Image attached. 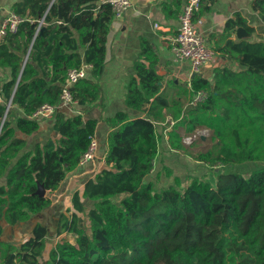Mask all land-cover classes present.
<instances>
[{
  "label": "trees",
  "instance_id": "16d2710c",
  "mask_svg": "<svg viewBox=\"0 0 264 264\" xmlns=\"http://www.w3.org/2000/svg\"><path fill=\"white\" fill-rule=\"evenodd\" d=\"M97 1L14 4L23 21L0 42V68L11 70L8 79H0V236L1 220L15 225L52 204L50 193L77 168L95 135L98 119L68 115L60 108L52 117L57 140L30 148L29 139L17 131L26 136L41 131L43 119L32 114L43 104L62 103L69 69L84 64L92 65L94 78L86 76L70 87L73 101L104 108L99 78L113 13L102 3L104 10L96 14ZM251 6L264 24V0H252ZM164 9L171 13L166 4ZM43 16L46 24L37 30ZM236 26L256 30L240 14L228 22L229 28ZM76 33L85 47L84 59ZM143 50L152 52L146 41ZM221 50L240 68H217L214 85L196 74L173 99L161 90L153 52L146 55L149 66L137 61L126 106L141 114L121 111L106 119V166L85 183L82 193H74L73 212L60 215L57 235L65 236L50 249L45 264H264V39H228ZM199 90L207 98L194 104ZM18 108L24 115H16ZM164 108L174 109L170 151L187 152L212 168L215 183L197 176L185 183L174 177L156 186L152 173ZM200 128L211 135L196 139L207 146L194 155L182 140ZM245 164L251 168L239 171ZM39 184L47 195L37 193ZM46 239L47 229L37 224L19 248L1 242L0 264H40Z\"/></svg>",
  "mask_w": 264,
  "mask_h": 264
},
{
  "label": "crops",
  "instance_id": "0c3cea01",
  "mask_svg": "<svg viewBox=\"0 0 264 264\" xmlns=\"http://www.w3.org/2000/svg\"><path fill=\"white\" fill-rule=\"evenodd\" d=\"M22 0H0V5L6 11H13L14 4ZM53 1V0H52ZM103 0L96 2L95 13L104 10L102 7ZM132 6L129 8L123 19H116L114 16L110 22V29L107 37L106 65L99 78L102 90L104 108L100 106L81 105L77 102L60 103V108L66 114H82L83 118L98 119V124L94 137L97 140V152L94 159L85 164H79L76 169L69 172L62 181L60 187L52 191L50 196L52 204L44 211L39 212L27 221L10 225L5 220H1L3 232L0 236V243L7 242L17 248L31 234L35 225L40 224L47 229L46 248L40 260V264H45L48 259L49 251L56 243L65 236L57 235V227L60 215L73 212L72 199L75 192L80 191L85 183L98 174L106 166V154L108 149L107 136L110 132V126L107 122L108 117L116 113L126 111L130 116H138L141 113L130 109L126 106L128 86L131 78L136 75V63L142 61L146 66L150 65L149 58L146 55L156 56V70L162 76L159 82L161 90L169 99H173L179 93V89L189 83L192 77L190 63L186 60L178 61L172 52L174 38L178 33L179 15L183 4L187 0H131ZM206 3V4H205ZM205 10L199 12L203 23L199 29L204 33L208 43L216 50L215 58L212 62L205 65L197 74L207 78L214 85L215 70L224 66L231 68H240L237 64L229 60L223 54L221 48L228 39L238 40L235 28L228 27V22L236 19L240 14L246 18L249 25L256 28L254 33L248 38L258 39V28L263 24L259 14L252 9V0H206ZM167 5L170 14L164 9ZM180 4V5H179ZM180 6V8H179ZM178 11V16L174 11ZM202 10V8H201ZM94 13V14H95ZM88 15L83 18L87 19ZM244 27V26H242ZM245 28V27H244ZM246 29V28H245ZM256 33V38L254 35ZM261 35V34H260ZM77 44H79V53L85 56V47L79 42V35L75 34ZM143 41H146L151 47V53H145L143 50ZM61 69H65V61H61ZM11 76L10 68H0V79L6 80ZM87 77L94 78L92 68L87 71ZM59 83V82H57ZM61 84V82H60ZM173 110V111H172ZM165 120L158 124L160 134L158 159L168 160V154L171 148L169 145V131L175 120L173 119L174 109L167 110ZM16 115H24L18 108ZM53 118L43 119L40 121L42 130L34 132L31 136L17 131L19 137L29 139L30 148H34L38 142H46L48 139L57 140L60 135L53 129ZM207 129H198L204 131ZM204 137L203 139L201 137ZM209 136L201 135L202 141ZM178 152V151H176ZM49 191H46V195ZM69 212V213H68Z\"/></svg>",
  "mask_w": 264,
  "mask_h": 264
},
{
  "label": "built area",
  "instance_id": "2783aa9c",
  "mask_svg": "<svg viewBox=\"0 0 264 264\" xmlns=\"http://www.w3.org/2000/svg\"><path fill=\"white\" fill-rule=\"evenodd\" d=\"M54 1V0H53ZM52 1V2H53ZM206 0H187L179 15L178 33L174 38L172 52L176 60L188 61L190 63L191 73H199L201 69L212 62L216 55V50L211 47L204 33L199 29V25L203 23L199 12ZM111 6L113 16L116 19H123L129 8L132 6L131 0H103ZM23 18L14 11H6L0 5V42L9 32H16ZM38 29L46 24L45 16L38 20ZM92 68L90 64H84L81 68L69 69L63 83L61 100L62 103H72L73 98L70 93V87L79 79L87 76V71ZM1 91V88H0ZM207 98V93L204 90H199L194 96L193 103L203 102ZM0 93V100H1ZM11 101L7 104V111L10 108ZM57 110V106L43 104L33 114L32 118L38 120L52 118ZM186 140V138H184ZM187 140H193L191 137ZM97 140L92 137L91 143L87 151L83 154L79 164H85L96 156Z\"/></svg>",
  "mask_w": 264,
  "mask_h": 264
},
{
  "label": "rangeland",
  "instance_id": "374dc122",
  "mask_svg": "<svg viewBox=\"0 0 264 264\" xmlns=\"http://www.w3.org/2000/svg\"><path fill=\"white\" fill-rule=\"evenodd\" d=\"M258 33L261 34L258 35V38L261 37V39H264V24H262L261 27L258 28ZM254 38H256V33L254 35ZM202 134L210 136L211 131L209 129L204 131H195L194 133L183 136V143L186 146L191 147L190 153L192 152L195 155L197 152L206 149V142H195L196 139ZM189 137H191L193 140H187V138ZM184 138H186V140H184ZM193 157L194 156H190L189 154H187V152H169L167 157L168 160H165L164 158H162V160L157 159L155 168L153 170L154 172L152 173V178L155 180L156 186L162 187L163 185L169 184L174 181V177H179L185 183H187L191 177L195 176L203 177L207 180H210L212 183H215L216 179L213 169L205 166L203 163L199 162ZM219 167L220 166H218V168H216L215 170H218ZM249 168H251V165L248 166V164H245L240 165V168L238 169L239 171L242 170L245 172V170ZM225 169L228 170V168ZM170 172L171 174L169 175L168 173ZM157 173H159L158 176H156ZM86 203L88 207L91 205V202L89 201H87Z\"/></svg>",
  "mask_w": 264,
  "mask_h": 264
},
{
  "label": "water",
  "instance_id": "95a60500",
  "mask_svg": "<svg viewBox=\"0 0 264 264\" xmlns=\"http://www.w3.org/2000/svg\"><path fill=\"white\" fill-rule=\"evenodd\" d=\"M236 30V35L239 39L241 38H248L250 37L252 34L251 32H249L247 29H245L244 27L242 26H239L237 28H235ZM197 73H193L192 74V77H194ZM6 113H7V110H6ZM202 139L204 138L203 136L201 137ZM37 193L40 195V196H44L46 194V189L44 187L43 184H39L38 186V190H37ZM16 253H13L9 259V263L13 260V258L15 257Z\"/></svg>",
  "mask_w": 264,
  "mask_h": 264
}]
</instances>
